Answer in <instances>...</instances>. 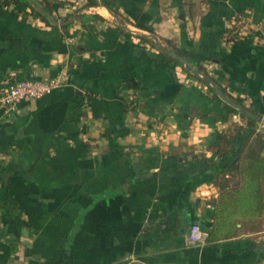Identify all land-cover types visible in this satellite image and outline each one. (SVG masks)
I'll list each match as a JSON object with an SVG mask.
<instances>
[{
    "label": "crops",
    "instance_id": "crops-1",
    "mask_svg": "<svg viewBox=\"0 0 264 264\" xmlns=\"http://www.w3.org/2000/svg\"><path fill=\"white\" fill-rule=\"evenodd\" d=\"M53 7L47 19L0 5V90L68 77L11 117L0 110V264H264V213L254 229L215 227L208 207L219 197L215 134L249 119L264 133V42L227 41L234 18L264 21V0ZM162 45L245 107L221 118L227 102ZM195 223L203 244L189 241Z\"/></svg>",
    "mask_w": 264,
    "mask_h": 264
},
{
    "label": "trees",
    "instance_id": "trees-1",
    "mask_svg": "<svg viewBox=\"0 0 264 264\" xmlns=\"http://www.w3.org/2000/svg\"><path fill=\"white\" fill-rule=\"evenodd\" d=\"M0 5L25 6L47 19L54 8L53 0H0ZM176 53L191 61L184 52L176 50ZM166 54L199 81H204L203 78L193 74L182 61ZM196 68L201 74L210 78L215 85L217 84L203 67ZM211 88L215 91L212 85ZM229 98L237 106L225 104L219 113V116L224 119L245 107L240 98L231 96ZM255 123L254 120L249 119L248 126L238 128L235 134L217 132L214 136L219 160L213 163V183L219 189V197L209 203L215 210V227L227 221L241 222L243 226L247 225L254 229L258 227L264 213V133L256 131ZM220 176L223 178L220 179Z\"/></svg>",
    "mask_w": 264,
    "mask_h": 264
},
{
    "label": "built area",
    "instance_id": "built-area-1",
    "mask_svg": "<svg viewBox=\"0 0 264 264\" xmlns=\"http://www.w3.org/2000/svg\"><path fill=\"white\" fill-rule=\"evenodd\" d=\"M246 31V33H244ZM250 33L255 40L264 42V21H243L242 19H233L231 29L227 33V41L234 43L240 38L245 37ZM201 74V73H200ZM202 76H205L201 74ZM66 73L62 72L57 76L46 79H29L23 78L9 82L0 90V110L4 116L11 117L19 110V104L25 99L41 98L54 89L62 86L67 82ZM211 86L210 83H207ZM2 158V156L0 155ZM208 207L213 208V205L208 202ZM209 233L204 230L200 224H193L189 232V241L191 243L203 244L207 241ZM118 264V263H117ZM120 264H151L136 256H130L125 262Z\"/></svg>",
    "mask_w": 264,
    "mask_h": 264
},
{
    "label": "water",
    "instance_id": "water-1",
    "mask_svg": "<svg viewBox=\"0 0 264 264\" xmlns=\"http://www.w3.org/2000/svg\"><path fill=\"white\" fill-rule=\"evenodd\" d=\"M162 47L167 51L169 52L170 54H172L174 57H176L177 59H179L180 61H182L184 63L185 66H187L192 72L193 74H195L196 76L200 77V78H203L204 81H206L207 83H210L213 88L215 89V91L220 95V97L222 99H224L227 103H230V104H233L235 106H237V104L235 103H232L228 97L212 82V80L206 76H202L199 72V70L190 62L188 61L187 59H185L184 57H182L181 55H179L178 53L172 51V50H169L168 48H166L165 46L162 45ZM249 115H251L249 112H247Z\"/></svg>",
    "mask_w": 264,
    "mask_h": 264
}]
</instances>
